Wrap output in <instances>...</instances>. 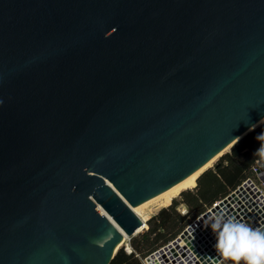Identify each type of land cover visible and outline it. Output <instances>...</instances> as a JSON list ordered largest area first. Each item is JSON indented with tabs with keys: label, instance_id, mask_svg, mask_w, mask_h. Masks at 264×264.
<instances>
[{
	"label": "water",
	"instance_id": "1",
	"mask_svg": "<svg viewBox=\"0 0 264 264\" xmlns=\"http://www.w3.org/2000/svg\"><path fill=\"white\" fill-rule=\"evenodd\" d=\"M0 101V264H110L132 206L264 122V0H0ZM237 193L192 226L264 228Z\"/></svg>",
	"mask_w": 264,
	"mask_h": 264
},
{
	"label": "trees",
	"instance_id": "2",
	"mask_svg": "<svg viewBox=\"0 0 264 264\" xmlns=\"http://www.w3.org/2000/svg\"><path fill=\"white\" fill-rule=\"evenodd\" d=\"M264 132V122L238 140L213 166L203 171L193 188L180 193L170 205L161 207L147 220L148 228L131 238L132 251L121 247L110 264H144L142 257L175 239L182 230L215 202L223 199L245 179L254 176L253 167L264 166L254 156L260 142L257 135ZM184 203L187 213L178 210Z\"/></svg>",
	"mask_w": 264,
	"mask_h": 264
},
{
	"label": "built area",
	"instance_id": "3",
	"mask_svg": "<svg viewBox=\"0 0 264 264\" xmlns=\"http://www.w3.org/2000/svg\"><path fill=\"white\" fill-rule=\"evenodd\" d=\"M260 167L261 166L258 165L254 166L253 167L254 176H250L247 179H245L236 189H234L228 195L232 193H237V190L240 189V193H242L243 196H240V194L238 193L237 196L243 200V203L248 201V203L252 204L254 201L261 198V195L264 194V186L261 187L256 183V178H259L257 175V171ZM240 187H243V189H241ZM228 195L225 196L223 199L215 202L214 205H212L211 207L219 204L221 201L227 198ZM243 197H245V199H243ZM211 207L208 208L207 210L211 209ZM231 207H234V210H237L235 203L231 202ZM246 207H248V204H246ZM223 211L227 215H231L232 212L233 216L239 220V218H237V215L234 214L231 209H230V213H227L226 209H224ZM203 213H201L198 217H200ZM237 213L240 212L238 211ZM195 220L190 225H188L175 239L171 240L167 244L159 247L158 249L142 257L143 263L144 264H211V262H213L214 264H219L222 261V259H220L219 262L216 263L214 262V258H212V255H214L215 253L214 252L215 250L214 245L216 243L215 234L213 233L210 225L208 226L209 228H207V226L204 225L205 229H207L206 232L203 230L202 227L199 228L200 232H198L195 228L197 227L196 226L197 224L192 226V224L195 223ZM203 220L204 222L201 220L203 222L202 224H204L205 222L207 224L209 223L207 222V219H203ZM243 222L252 225L249 218L244 219ZM186 230L187 233H184V231ZM210 235L212 236V238H210ZM184 238H187L186 239L187 241L182 243ZM126 250L130 252L132 251V248L130 247L127 248Z\"/></svg>",
	"mask_w": 264,
	"mask_h": 264
},
{
	"label": "clouds",
	"instance_id": "4",
	"mask_svg": "<svg viewBox=\"0 0 264 264\" xmlns=\"http://www.w3.org/2000/svg\"><path fill=\"white\" fill-rule=\"evenodd\" d=\"M256 139L260 147L254 156L264 161V132ZM209 225L216 237V256L221 257L224 264H264V228L219 212L211 216Z\"/></svg>",
	"mask_w": 264,
	"mask_h": 264
},
{
	"label": "bare ground",
	"instance_id": "5",
	"mask_svg": "<svg viewBox=\"0 0 264 264\" xmlns=\"http://www.w3.org/2000/svg\"><path fill=\"white\" fill-rule=\"evenodd\" d=\"M227 150H228V147L223 149L219 153H217L205 165H203L202 167H200L199 169H197L196 171H194L193 173H191L187 177L183 178L182 180L178 181L177 183L168 187L167 189L161 191L160 193L156 194L155 196L147 199L146 201H144L138 205L132 206V209L136 212L138 209L140 211H143L146 209L151 210L152 208L151 209L148 208V205L151 203H154L155 206H158V207H164V206L170 205L172 200L174 198H177L182 191L195 187L197 184V179L200 176V174L203 171H205L206 169H208L209 167L213 166L214 163L216 162V160L222 155V153H224ZM98 209L100 210V212L105 213V210L100 205L98 206ZM140 218L142 219L143 217L141 216ZM202 223L203 222L201 221L200 223H197L196 226L198 228H201ZM114 224H115V227L119 228V225L117 223L114 222ZM203 225H205V224H203ZM141 228L142 227H140L137 231L139 232L141 230ZM186 239L187 238H184L182 243L186 242L187 241ZM126 241H127V236L124 235V239L122 242L119 243V245H122V244L124 245L126 243ZM128 248H130V247L128 246Z\"/></svg>",
	"mask_w": 264,
	"mask_h": 264
},
{
	"label": "rangeland",
	"instance_id": "6",
	"mask_svg": "<svg viewBox=\"0 0 264 264\" xmlns=\"http://www.w3.org/2000/svg\"><path fill=\"white\" fill-rule=\"evenodd\" d=\"M229 150H230V148H228L227 151H229ZM220 157H221V156H220ZM220 157H219V158H220ZM219 158H218V159H219ZM218 159H217V160H218ZM217 160H216V161H217ZM214 164H215V163H214ZM256 183H257L258 185H260L261 187L264 186L263 183L259 180V178H256ZM177 199H180V196H178ZM151 204H152V205H151ZM151 204L148 205V208H149V209L152 208L151 210L146 209V210L140 211V210L138 209V210H137L138 213L135 211L140 217L142 216V217H143L142 219L144 220V226H142L141 230H140L136 235H138L140 232H143L145 229L148 228V224L146 223V220L151 216V214L153 215V214L157 213V212L159 211V209L161 208V207L155 206L154 203H151ZM154 207H155V208H154ZM177 208H178L179 211H181V212L184 213V214L188 212V208H187V206H186L184 203H179L178 206H177ZM195 219H196V218H195ZM195 219H193L188 225H190ZM188 225H187V226H188ZM187 226H186V227H187ZM186 227H185V228H186ZM185 228H184V229H185ZM184 229H183V230H184ZM183 230H182V231H183ZM127 242H129V239H128V238H127L126 243H127ZM130 244H131V243H130ZM166 244H167V243H166ZM164 245H165V244H164ZM122 247H125V249H127L125 244H124ZM131 248H132V246H131ZM220 264H224V262H221Z\"/></svg>",
	"mask_w": 264,
	"mask_h": 264
},
{
	"label": "crops",
	"instance_id": "7",
	"mask_svg": "<svg viewBox=\"0 0 264 264\" xmlns=\"http://www.w3.org/2000/svg\"><path fill=\"white\" fill-rule=\"evenodd\" d=\"M221 262H222V261H221ZM221 262H220V263H221ZM220 263H219V264H220Z\"/></svg>",
	"mask_w": 264,
	"mask_h": 264
}]
</instances>
